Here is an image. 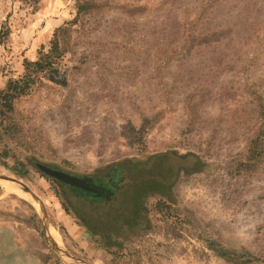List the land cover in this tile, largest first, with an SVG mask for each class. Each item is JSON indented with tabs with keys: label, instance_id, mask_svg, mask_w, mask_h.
I'll list each match as a JSON object with an SVG mask.
<instances>
[{
	"label": "rangeland",
	"instance_id": "374dc122",
	"mask_svg": "<svg viewBox=\"0 0 264 264\" xmlns=\"http://www.w3.org/2000/svg\"><path fill=\"white\" fill-rule=\"evenodd\" d=\"M54 40L56 64L40 73ZM23 76L7 114L22 130L0 131V173L38 196L64 251L86 264H264V0H0V92ZM156 160L148 223L108 246L35 167L82 176ZM11 182L0 264H70Z\"/></svg>",
	"mask_w": 264,
	"mask_h": 264
},
{
	"label": "flooded vegetation",
	"instance_id": "af4514ba",
	"mask_svg": "<svg viewBox=\"0 0 264 264\" xmlns=\"http://www.w3.org/2000/svg\"><path fill=\"white\" fill-rule=\"evenodd\" d=\"M159 164V160H156L150 166H145L138 162L122 161L112 164L103 174L74 175L84 179L90 190L79 188L71 190L72 187L58 183L64 190L65 195L74 196L73 198L79 203L78 206H74L81 225L85 227L82 222L84 219L91 220L98 226H102L104 222L109 225L110 220L107 217L105 221L100 217L101 213L103 214V209L105 211H113L115 215L121 214L124 217L130 214L134 205H142L144 207L143 202H141L142 195L144 194L143 190L155 181L152 176H160V172L158 171ZM100 186L109 189L108 197L104 202L97 200L96 196H92L91 200L86 199L88 193L104 196L101 194V191L96 189V187Z\"/></svg>",
	"mask_w": 264,
	"mask_h": 264
},
{
	"label": "trees",
	"instance_id": "16d2710c",
	"mask_svg": "<svg viewBox=\"0 0 264 264\" xmlns=\"http://www.w3.org/2000/svg\"><path fill=\"white\" fill-rule=\"evenodd\" d=\"M25 1L37 4L41 0H25ZM89 5H90L89 3L82 2L77 6V9L79 12H86L87 7ZM57 52H58V43L56 40H54L51 43L50 50L47 53H39V57L33 63L35 69L41 73V71L43 72L44 69L56 64L55 60L58 59ZM30 81H32V79L29 76H23L16 80H10L8 82L6 91L0 92V131L2 132V135L6 136L7 138L10 139L14 138V135L22 130L20 127H18V125H16V123L12 122V120L10 119V117L7 116V114L12 110L11 102L13 101V99L19 98L21 95L26 94L30 86ZM255 150L256 149L255 148L253 149L252 146L249 152L253 154V151ZM6 156H7V151L3 149L0 152V158H5ZM0 163H1V159H0ZM1 164L4 165L3 163ZM117 167L119 171L120 170L119 165ZM72 189L73 188H71V190ZM96 189L101 191V194H103L104 196L92 195L88 193V195L86 194L87 195L86 199L91 200L92 196H96L97 200L104 202L108 197L109 189L103 186L96 187ZM67 202L68 205L71 207L72 205L70 201L67 200ZM102 212L103 214L101 213L100 217H102L103 221H105L107 217L108 220H110L109 225L105 224L104 222L102 223L103 224L102 226H98L94 222L88 219H84L82 220V222L87 228V231L91 235H96L102 238V241L106 246L111 244L110 242L114 241L113 238L123 240V238H125L128 235H134L136 233L135 232L136 227L140 225L141 220H142L141 223L143 222L146 224L148 223L147 219L145 218L146 209L142 205H134L133 209L130 211V214L124 217H122L121 214L115 215V213L110 210L105 211L103 209ZM116 243H120V242L116 241ZM220 256L226 257V260L228 261L238 262L237 259H235L234 257L233 259H231L226 254H222Z\"/></svg>",
	"mask_w": 264,
	"mask_h": 264
},
{
	"label": "water",
	"instance_id": "95a60500",
	"mask_svg": "<svg viewBox=\"0 0 264 264\" xmlns=\"http://www.w3.org/2000/svg\"><path fill=\"white\" fill-rule=\"evenodd\" d=\"M35 167L43 175H45L46 177L51 178V179H53L59 183H63V184L68 185L72 188L90 190V188H88V186L86 185L85 180L81 179L77 176H74L72 174H69L67 172H64V171H61L58 169L48 167V166L41 164V163H36ZM0 178H5V179H8L10 181L15 182L16 184L21 186L24 189V191H26L32 197V199L34 200V203L36 204V207H37L38 216L40 218L41 225H42L43 235H44L47 243L51 247L52 251L55 253V255L60 260H63V261H77L78 264H86V262H84L82 259H80L79 257H77L74 254H70V253L64 251L59 246L58 242L56 241V239L53 237L52 233L50 232L48 217H47L46 211L42 205V202L40 201L38 196H36V194L28 186H26V184H24L19 179L6 176L2 173H0Z\"/></svg>",
	"mask_w": 264,
	"mask_h": 264
},
{
	"label": "bare ground",
	"instance_id": "6f19581e",
	"mask_svg": "<svg viewBox=\"0 0 264 264\" xmlns=\"http://www.w3.org/2000/svg\"><path fill=\"white\" fill-rule=\"evenodd\" d=\"M0 181H3L4 184H6V182H10V183H12L10 180L5 179V178H0ZM4 181H6V182H4ZM12 184H13V183H12ZM14 185H15V184H14ZM18 187H19V189H20L22 192L26 193V192L24 191V189H22L20 186H18ZM4 189H5L6 191H8V192H13V193L16 191V189H15L13 186L9 185V184H6V185L4 186ZM26 194H27V193H26ZM51 233H52L53 237L56 238V234H55V232H54L53 230H51ZM69 262H70V264H78L77 262H74V261H69Z\"/></svg>",
	"mask_w": 264,
	"mask_h": 264
}]
</instances>
